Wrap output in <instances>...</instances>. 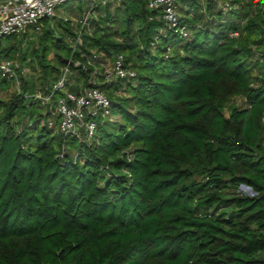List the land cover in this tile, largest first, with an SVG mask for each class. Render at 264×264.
Returning <instances> with one entry per match:
<instances>
[{
  "label": "trees",
  "instance_id": "trees-1",
  "mask_svg": "<svg viewBox=\"0 0 264 264\" xmlns=\"http://www.w3.org/2000/svg\"><path fill=\"white\" fill-rule=\"evenodd\" d=\"M179 1L185 38L146 0L97 1L76 47L56 16L0 38V61L30 70L13 68V91L0 72V264H264V3L207 0L230 7L205 20ZM91 53H121L136 76L98 78L111 118L86 140L47 125L62 91L33 96L67 65V88L85 86L68 61ZM238 95L246 107L228 105Z\"/></svg>",
  "mask_w": 264,
  "mask_h": 264
},
{
  "label": "built area",
  "instance_id": "built-area-1",
  "mask_svg": "<svg viewBox=\"0 0 264 264\" xmlns=\"http://www.w3.org/2000/svg\"><path fill=\"white\" fill-rule=\"evenodd\" d=\"M68 0H2L0 2V38L20 34L25 32H38L41 19L52 20L56 16L57 6ZM179 0H146L147 7L155 10L159 9L162 14V20L166 29L170 30L180 38H185L190 34L189 26L181 20ZM223 10L229 9L228 2H221ZM90 11H85L78 19V35L72 40L76 47L80 44V31L88 25ZM66 19V18H65ZM237 33H234L236 35ZM76 71L83 72L86 75V85L77 90H69L67 84L69 80L67 73H70L67 65L52 87L50 94H34V98L39 99L41 103L47 104L55 91H62L52 115L58 117V121L50 118L47 121L49 127L58 126L64 135H75L83 137L86 140L91 139L96 131V117L101 119L111 118L110 101L105 92L98 86L99 77H104L107 81L119 79L129 80L136 76L134 69L125 64L124 56L116 53L111 59L102 58L99 54L91 53L85 55V61H68ZM15 66L18 67L17 64ZM14 63L9 59L0 61V72L4 76L14 77L15 85L18 89L19 81L14 73ZM26 69L21 68V73L25 74Z\"/></svg>",
  "mask_w": 264,
  "mask_h": 264
},
{
  "label": "rangeland",
  "instance_id": "rangeland-1",
  "mask_svg": "<svg viewBox=\"0 0 264 264\" xmlns=\"http://www.w3.org/2000/svg\"><path fill=\"white\" fill-rule=\"evenodd\" d=\"M2 0H0L1 2ZM68 0L66 2H62L60 3L58 6H57V9H56V18H66L68 20H70V24H73L75 25V30L78 32L79 30V26L77 25V19L80 17V12L78 10V5L82 8V10L85 8V6L87 5V0ZM96 1V0H95ZM263 1L264 3V0H261ZM199 3H200V7H201V12H202V16L204 17L205 20L207 19H213V14H215L217 12V9H220V3H213L212 6H211V9L210 11L206 8V4H207V0H199ZM262 3V4H263ZM252 15L254 14V8H252ZM182 14V12H181ZM22 52V49L20 48L19 51H17V55ZM253 56H252V61L255 60L259 63H264V51H260V50H257V49H254L253 51ZM11 60L13 63H14V67L16 68L17 66H15V64L18 65V67H21V68H24L26 69V72L25 74L27 75L28 73H30V70L27 68V66L25 64H22L20 63V59H9ZM15 71V70H14ZM257 70L254 71V73H257L256 72ZM71 85H74V81H71L70 82V86ZM13 90H17V87L15 85V81L13 80V83H12V86L10 88V91H13ZM117 95H120V92H115L114 93V97H118ZM228 105L229 106H234V107H237V108H240V107H246L247 106V103H246V100L243 96H233L229 99V102H228ZM224 114L227 115L228 114V106H226L224 108ZM100 118L99 116L96 117V119ZM112 119L115 120V117H113ZM238 192L240 193H245V194H251L249 193V191H247L246 189H244L241 185L238 187Z\"/></svg>",
  "mask_w": 264,
  "mask_h": 264
},
{
  "label": "crops",
  "instance_id": "crops-1",
  "mask_svg": "<svg viewBox=\"0 0 264 264\" xmlns=\"http://www.w3.org/2000/svg\"><path fill=\"white\" fill-rule=\"evenodd\" d=\"M91 1V3H87L88 4V10L87 11H90V17L93 15V17H96L98 15V12L96 10H94V7L96 6L97 4V1H100V0H89ZM103 4V3H102ZM114 4H117V3H114ZM81 16V15H80ZM86 30H89L90 29V26L89 24L85 27Z\"/></svg>",
  "mask_w": 264,
  "mask_h": 264
},
{
  "label": "water",
  "instance_id": "water-1",
  "mask_svg": "<svg viewBox=\"0 0 264 264\" xmlns=\"http://www.w3.org/2000/svg\"><path fill=\"white\" fill-rule=\"evenodd\" d=\"M241 186L244 188V189H246L247 191H249V193H253V191L251 190V188L249 187V186H247V185H245V184H241Z\"/></svg>",
  "mask_w": 264,
  "mask_h": 264
}]
</instances>
